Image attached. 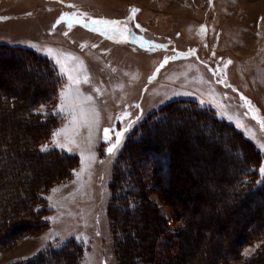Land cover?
<instances>
[{"label": "rangeland", "instance_id": "374dc122", "mask_svg": "<svg viewBox=\"0 0 264 264\" xmlns=\"http://www.w3.org/2000/svg\"><path fill=\"white\" fill-rule=\"evenodd\" d=\"M100 19L119 21V34L91 23ZM0 44L29 49L46 64L43 69L19 53L0 51V95L16 96L18 107L42 117L35 122L2 114V148L9 149L16 165L0 177V190L16 175L23 192L31 179L46 180L74 167L69 178L40 191L44 209L38 219L0 237L4 241L25 229L0 251V264L26 262L69 241L81 248L77 264H119L117 242L120 248L122 242L116 240L108 211L121 159L127 177L123 188L130 189L131 164L141 188L140 194L127 192V208L141 196L148 202L139 203L136 213L116 203L118 221L138 239L126 240L124 264H134L129 263L134 253L149 264H185L196 255L217 257L214 264H264V192L233 198L231 181L244 166L248 148L229 131L188 113L170 115L140 137L143 124L162 107L194 101L193 108L232 124L254 146L260 156L256 184L264 181L259 171L264 166V0H0ZM53 57L64 64L65 74ZM62 91L66 111L61 113ZM58 129L64 130L56 137L64 148L51 143ZM105 129L113 130L109 141ZM124 129L119 148L110 154L115 132ZM29 136H41L40 153L53 150L75 159L67 158L64 170L60 160L26 154ZM14 141L20 143L15 154ZM155 144L172 150L175 179L170 184L150 179L148 160ZM44 145L47 151H41ZM19 203L9 199L6 207ZM241 237L250 240L235 257L218 262Z\"/></svg>", "mask_w": 264, "mask_h": 264}, {"label": "trees", "instance_id": "16d2710c", "mask_svg": "<svg viewBox=\"0 0 264 264\" xmlns=\"http://www.w3.org/2000/svg\"><path fill=\"white\" fill-rule=\"evenodd\" d=\"M6 49H8L10 52L19 53V55H23L24 57H26L25 58L26 60L24 61L27 63L28 62H30L31 64L34 63L37 67L40 66V67H43V69L45 67L44 65H46L44 63L45 62V60L43 59L44 57L38 58L34 55H31L32 51L29 49L0 44V51H6ZM27 52H30V53H27ZM31 57H33L35 60H41L42 63L40 62L39 64H37V61L36 62L33 61ZM17 99L18 98L16 96H9L8 98L5 94L0 95V106L1 108H3L2 111L0 110V118H2V114L4 112H7L8 114H10L11 117L19 116L22 119H26V121L28 120L29 121L34 120L35 122L37 120L42 121L41 116L38 119H35L33 116H31V114H28V112L31 111L30 108L20 107V106L18 107V105H16ZM32 102L34 103L35 100ZM180 104L182 106H180ZM193 104H194V101H182L180 103L171 102L167 104L165 107H162L160 111L154 115L156 118L150 121L147 120L148 122L146 121L143 124L144 128L141 129L142 131H141L140 137L145 138L148 132L150 131V129L160 126V124L162 123V121L165 120L166 117H169L170 115H173V114L178 115L181 113L191 114L202 124H206V123L209 124L211 128H219L224 131H229L230 133L229 135L236 141L240 142V147L242 146L247 147L248 150L250 151L249 155H247L249 156V158L247 156H245V158H242L244 162V166H242V168L236 172V174L234 175L231 181L234 186L233 188L235 189V192H233V198L238 199L240 196H243V195L248 196V195H252L253 193H260V194L263 193L264 183H261L260 185L256 184V180L258 176H257V171L255 170V166L257 164L256 160L258 161L260 158L258 151L254 148V146L249 141H247L242 135H240V132L238 130H234L235 128L232 126V124L227 123L225 121L221 122L222 120L220 121L216 117L205 116L203 113V110L199 108H193ZM204 110H210V109L209 108L205 109L204 107ZM5 116H8V115H5ZM3 117H4V114H3ZM50 118L51 117L49 115L45 119L44 118L43 119L48 120ZM47 129H48V126L46 124H43L42 133L47 132ZM16 137H18V135ZM40 137L41 136L39 137L29 136V140H27L24 144V146H27L28 148L27 149L25 147L26 151L28 150L30 151V152H27L26 154L31 153L35 155L36 157L42 156V157H48L51 159L60 160L64 164L63 168L65 170L68 166L67 158H72L73 160L75 159V157H71V155L65 156L62 153L56 154L55 151L53 150L52 151L50 150L47 153H40L36 148L38 143L40 142V139H41ZM2 144H3V137L2 135H0V177L5 175L8 166L11 168H14L16 165L13 160L9 159V149L7 151L6 147L2 148L3 147ZM137 144H140V143L137 142ZM13 145H14L12 146L13 154H15L16 150L20 147V143L18 141L17 142L14 141ZM150 148H151L152 157L148 161L152 162L151 166L153 167L152 168L153 171L151 170L152 172H149V175L151 177L150 179H153L154 181L158 180V182H165L166 184L168 183L170 184L172 182V179H175V175L172 174V168L174 166V162L172 158V150L170 154V152H167L168 151L167 148L164 149L160 145H156V144L151 145ZM166 153L168 154L165 155ZM121 160H120V164L118 165V169L114 173V176H113L114 178L111 184L112 198L110 201L108 214L110 216L112 230H113L114 235L116 236V240L121 238V242H122L120 244L121 248L119 247V244L117 242V249H118L117 251H118L119 264H124L126 262L125 258H127L125 256L126 254L127 255L129 254V252H127L126 249H123L125 246L126 240L128 239V237L131 238L133 236V238L135 239H137V237L135 236V233L131 231L132 228L130 229L128 225L118 221L119 209L116 203L118 204L120 203L124 212L130 213L132 210L133 213H136L140 211L139 203H142V201L147 202V199L146 197L144 199V197L140 195L141 199L138 200L135 198L133 206L130 207V205H128L130 209L127 208L126 201H127V198H129V196L127 195V192L132 191L133 194H136V193L140 194L141 188H139L138 182H136L135 174L131 173L136 168L131 163H130L131 165H130L129 174H128L129 176L127 179V182L130 183L129 184L130 189L123 188L122 184L125 183V179L127 177L126 175L124 176L123 173L121 172L120 167H122L121 164L123 165V163H121ZM72 167L69 168V172L67 174L64 173L63 171L60 173H56L53 177H49L46 180L39 179L35 181V179L30 178L31 181L32 180L33 181L31 182V184L29 185L26 191L24 189L22 190L23 192H20V190L23 187L20 186L21 182L18 181L19 180L18 175L15 176V179L13 182H11V184L8 183L7 185L8 187L7 188L5 187L6 190L1 188L0 190V237L2 238L6 237V234L9 233L8 229L15 230V229L24 228L25 226H28V224H30V222L33 221V219H38L37 217L41 214L42 209H44L42 208L44 204L41 202L43 200L40 197V191L45 188H48L51 184L61 179L69 178L71 176L70 170ZM154 174H156L158 178ZM17 182H19L18 183L19 186H17L18 185L16 184ZM0 187H4V186H0ZM243 192L245 193L242 195ZM247 193L249 194L247 195ZM223 196L226 197L227 199V194H223ZM9 199H12V200L19 199L20 203L18 205L17 204L11 205V206L9 205L8 207H6L8 205ZM152 209L154 210L153 207ZM13 218L18 219V221L12 220ZM41 228L42 226H39L37 229V232ZM165 228L166 227H164V229ZM24 231L25 229L21 230L20 233L18 232L16 234L11 235L10 237H8V239H5L4 241H0V251L12 245L15 242V240H17L18 237H20L21 234H24ZM171 232H173L172 233L173 235L176 234L174 231H171ZM249 234H253V231H250ZM249 240L250 238H244V237L238 238L235 241L236 244H235V247L232 249V251L228 253L226 256L220 258L218 262L225 261L232 257H235L239 249L241 248V246ZM80 249L81 248L76 243L69 241L59 248H55V249L48 250V251L46 250L42 253H39L38 255L30 258V260L26 262H15L12 264H60V263L61 264H77L79 260H77L78 258L76 257L77 255H79ZM129 256H131L129 263L149 264V262L146 259L144 258L142 259V256L138 255L137 253H134L133 255H129ZM215 261H217V257L216 259L215 257L212 258L211 255H208L205 257L196 255L192 257L190 260L185 261V264H190V263L214 264Z\"/></svg>", "mask_w": 264, "mask_h": 264}, {"label": "snow or ice", "instance_id": "6c2138e0", "mask_svg": "<svg viewBox=\"0 0 264 264\" xmlns=\"http://www.w3.org/2000/svg\"><path fill=\"white\" fill-rule=\"evenodd\" d=\"M136 11H138V10H137V9H132V12H133V13H135ZM59 22H60V21H58V23H59ZM91 23H92L93 25H97V24H98V25H103V26H105V27L103 28V31H105V32L113 31V32H116L117 34H119V29L115 27L116 25L120 24L119 21H115V20H103V19H100V20H92ZM110 26H111V27H110ZM136 27L139 28V25H136ZM125 30L128 31L127 28H126ZM47 54L51 56V50H48ZM53 59H54L55 64H57V65L60 66V67H59V71H60V73H61L62 75L65 74V73H66V68H65L64 64L61 62V60L56 59L55 57H53ZM164 63H167V59H165ZM164 63H162V64L160 65V67H163V66H164ZM228 63H231V61H228ZM157 71H159V69H157ZM210 71H211V69H210ZM68 79H69V80H73L74 78H73L71 75H69V76H68ZM77 82H78V81H77ZM85 82H87V81H85ZM60 95H61L62 103H61V105L58 107L57 111L62 113V112H64V111H66V108H65L64 103H63V101L65 100V97H66V93L62 91ZM241 99H244V100H245V104H246L248 107H251L250 102L247 101L246 98H244V97L242 96ZM42 107H43V106H42ZM254 118H255V117H254ZM229 119H230V117H229ZM260 124H261V128L264 129V120H261V121H260ZM62 131H64V130H62V129H58V130H56V131L53 132V138H52V141H51L53 147H61V148H64V147H65L64 144H60V143H58V141L56 140V137H58L59 135H61ZM112 131H113V130H111V129H105V130H104V139H105L106 141H109V139H110V133H111ZM126 131H127V129H124L123 132H119V131L115 132V143H112L111 146L107 149V151H108L110 154H111V153H114V151L117 150V149L119 148V146H120V144H121V142H122V139H123L124 133H125ZM47 149H48V145H44V146H42L41 151H47ZM68 150H71V149H68ZM259 171H260L261 176H264V166H262V167L260 168ZM257 183H264V181H257Z\"/></svg>", "mask_w": 264, "mask_h": 264}]
</instances>
